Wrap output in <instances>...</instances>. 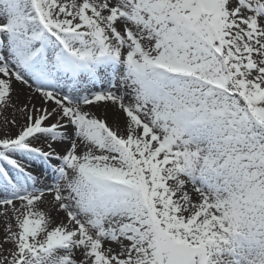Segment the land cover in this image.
<instances>
[{"label": "snow or ice", "instance_id": "obj_1", "mask_svg": "<svg viewBox=\"0 0 264 264\" xmlns=\"http://www.w3.org/2000/svg\"><path fill=\"white\" fill-rule=\"evenodd\" d=\"M0 264H264V0H0Z\"/></svg>", "mask_w": 264, "mask_h": 264}]
</instances>
